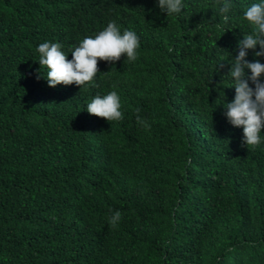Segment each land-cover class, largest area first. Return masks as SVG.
Wrapping results in <instances>:
<instances>
[{
	"label": "trees",
	"instance_id": "1",
	"mask_svg": "<svg viewBox=\"0 0 264 264\" xmlns=\"http://www.w3.org/2000/svg\"><path fill=\"white\" fill-rule=\"evenodd\" d=\"M249 2L222 24L214 0L179 17L155 0H0V264H264V144L217 100ZM109 20L139 36L135 62L98 58L94 85L37 79V44L67 53ZM111 90L118 122L85 107Z\"/></svg>",
	"mask_w": 264,
	"mask_h": 264
},
{
	"label": "clouds",
	"instance_id": "2",
	"mask_svg": "<svg viewBox=\"0 0 264 264\" xmlns=\"http://www.w3.org/2000/svg\"><path fill=\"white\" fill-rule=\"evenodd\" d=\"M155 3L166 17H179L184 10V0H155ZM213 7L222 24L230 23L233 16L237 15L233 0H214ZM239 17L241 22L246 23L248 30L242 32V38L237 41L235 55L229 61L230 68L225 76L234 89V95L230 101H226L224 93L220 92L217 100L225 109L223 115L230 125L241 128V142L249 148L264 144V63L260 59L249 61L246 58L248 50H253L254 57H264V0H250L239 12ZM139 48L140 38L134 30L121 28L116 21L109 20L93 35L79 39L67 53L60 42L45 40L37 44V61L45 69L42 73L40 67L37 79L43 77L49 87L60 83L94 85L98 58L114 62L123 54L124 63L135 62ZM68 53H71V59L66 58ZM85 107L89 114L103 117L109 122L123 119L121 97L116 90L93 95ZM134 111L139 113L140 109ZM135 120L144 130L151 128L147 118L137 114ZM108 211V226H118L120 210L110 208Z\"/></svg>",
	"mask_w": 264,
	"mask_h": 264
}]
</instances>
